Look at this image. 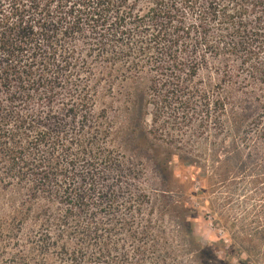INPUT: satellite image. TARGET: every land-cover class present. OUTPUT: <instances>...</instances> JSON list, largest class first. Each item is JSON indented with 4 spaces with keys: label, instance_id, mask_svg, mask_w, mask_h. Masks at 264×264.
<instances>
[{
    "label": "trees",
    "instance_id": "16d2710c",
    "mask_svg": "<svg viewBox=\"0 0 264 264\" xmlns=\"http://www.w3.org/2000/svg\"><path fill=\"white\" fill-rule=\"evenodd\" d=\"M202 69L264 84V0H0V185L25 206L4 264H170L143 171L95 107L145 72L149 105L208 100Z\"/></svg>",
    "mask_w": 264,
    "mask_h": 264
},
{
    "label": "rangeland",
    "instance_id": "374dc122",
    "mask_svg": "<svg viewBox=\"0 0 264 264\" xmlns=\"http://www.w3.org/2000/svg\"><path fill=\"white\" fill-rule=\"evenodd\" d=\"M136 77L102 88L95 112L105 111L113 147L143 171L169 263L264 264V84L253 76L244 88L234 71L227 86L202 69L194 85L209 98L185 107L147 104L150 74ZM21 198L0 185V264L25 222ZM22 229L23 244L29 224Z\"/></svg>",
    "mask_w": 264,
    "mask_h": 264
}]
</instances>
